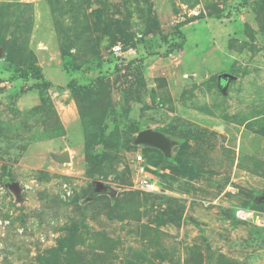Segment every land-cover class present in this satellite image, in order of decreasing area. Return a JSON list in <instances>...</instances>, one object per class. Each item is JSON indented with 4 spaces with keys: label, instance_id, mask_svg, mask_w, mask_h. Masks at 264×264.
Returning <instances> with one entry per match:
<instances>
[{
    "label": "rangeland",
    "instance_id": "374dc122",
    "mask_svg": "<svg viewBox=\"0 0 264 264\" xmlns=\"http://www.w3.org/2000/svg\"><path fill=\"white\" fill-rule=\"evenodd\" d=\"M0 264H264V0H0Z\"/></svg>",
    "mask_w": 264,
    "mask_h": 264
},
{
    "label": "water",
    "instance_id": "95a60500",
    "mask_svg": "<svg viewBox=\"0 0 264 264\" xmlns=\"http://www.w3.org/2000/svg\"><path fill=\"white\" fill-rule=\"evenodd\" d=\"M137 142L150 144L164 151H167L170 146L169 140L165 138L163 134H161L158 131L151 130V129H143L139 131L138 136H137ZM62 160L69 161V155L67 153H64ZM6 184L11 189H13L17 194L19 193V186L15 181H10V182H7ZM94 190L96 192L105 191L106 185L103 184L101 181H96Z\"/></svg>",
    "mask_w": 264,
    "mask_h": 264
},
{
    "label": "built area",
    "instance_id": "2783aa9c",
    "mask_svg": "<svg viewBox=\"0 0 264 264\" xmlns=\"http://www.w3.org/2000/svg\"><path fill=\"white\" fill-rule=\"evenodd\" d=\"M137 162L144 161L142 154L136 156ZM134 186L140 190L145 191H158V182L155 178L147 176L146 174H140L137 181L134 182Z\"/></svg>",
    "mask_w": 264,
    "mask_h": 264
},
{
    "label": "trees",
    "instance_id": "16d2710c",
    "mask_svg": "<svg viewBox=\"0 0 264 264\" xmlns=\"http://www.w3.org/2000/svg\"><path fill=\"white\" fill-rule=\"evenodd\" d=\"M182 38H184V36H182ZM180 44V43H179ZM33 75L35 76V77H41V72L39 71V70H37L36 72H33Z\"/></svg>",
    "mask_w": 264,
    "mask_h": 264
},
{
    "label": "bare ground",
    "instance_id": "6f19581e",
    "mask_svg": "<svg viewBox=\"0 0 264 264\" xmlns=\"http://www.w3.org/2000/svg\"><path fill=\"white\" fill-rule=\"evenodd\" d=\"M69 162V161H68Z\"/></svg>",
    "mask_w": 264,
    "mask_h": 264
}]
</instances>
